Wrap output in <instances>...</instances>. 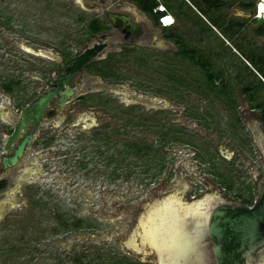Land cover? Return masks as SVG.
Masks as SVG:
<instances>
[{
    "label": "rangeland",
    "instance_id": "374dc122",
    "mask_svg": "<svg viewBox=\"0 0 264 264\" xmlns=\"http://www.w3.org/2000/svg\"><path fill=\"white\" fill-rule=\"evenodd\" d=\"M185 1H169L177 13L170 30L209 65L229 104L202 87L204 72L185 62L179 45L153 33L145 42V68L136 55L120 60L111 70V87L165 100L169 108L158 113L105 91L108 101L101 106L71 104L44 123L40 133L47 132L50 143L35 140L18 166H0L6 182L0 190V264H158L155 250L162 244L171 250L181 236L177 221L201 216L207 204L243 205L251 197L255 203L264 187V125L241 89L264 102V36L255 33L259 0H224L217 11L202 0ZM75 2L0 0L15 27L14 33L1 30L12 41H0V82L21 83L12 94L0 88V153L4 126L10 130L18 117L15 104L36 93L51 65L26 50L44 44L59 51L60 42L73 49L86 33L92 15ZM250 3L254 9L242 7ZM226 19L243 27L229 33ZM8 46L14 49L7 52ZM90 113L94 123L77 121ZM134 138L148 143L146 157L128 147Z\"/></svg>",
    "mask_w": 264,
    "mask_h": 264
},
{
    "label": "water",
    "instance_id": "95a60500",
    "mask_svg": "<svg viewBox=\"0 0 264 264\" xmlns=\"http://www.w3.org/2000/svg\"><path fill=\"white\" fill-rule=\"evenodd\" d=\"M76 2L83 5L82 0ZM256 14H261L262 17L259 18L264 19V0H259ZM106 20L121 33H133L132 39H138L142 33L141 26H133L130 18L124 14L107 11ZM101 51L102 46H95L82 52L57 77L55 88L38 96L21 110L17 121L13 123L12 134L6 137L3 145L1 164L4 169L16 166L24 157L33 140L31 135L26 134L31 128L41 125L50 102L58 96L56 104L62 107L71 97L72 89L66 84L67 80L76 72H81L83 66ZM33 53L58 61V57L51 51L40 50ZM113 92L123 95L128 100L127 103L142 104L154 110L169 108V103L165 100L136 97L125 89H115ZM5 115L10 116L9 113ZM201 214L183 224V239L177 247L175 245L170 251L166 248L161 251L154 249L158 264H264V187L251 207L227 203L214 206L207 204ZM186 223H189V228H185Z\"/></svg>",
    "mask_w": 264,
    "mask_h": 264
},
{
    "label": "flooded vegetation",
    "instance_id": "af4514ba",
    "mask_svg": "<svg viewBox=\"0 0 264 264\" xmlns=\"http://www.w3.org/2000/svg\"><path fill=\"white\" fill-rule=\"evenodd\" d=\"M82 1H83V5H85L88 9L85 10L84 8H82L78 2H75V3L76 5H78L81 11H85L92 15L90 19L85 20L86 24L90 22L91 23L101 22L103 25V29L100 32L93 34L91 36L90 34L86 32L80 39L74 40L73 49H71L69 46L66 49L65 47L66 45H64L65 42H60V45L64 47L61 48L59 51L55 49L52 50L51 48L49 49L46 46H44V44H41L42 46H40L42 47V49L37 48L36 51H33L31 49H30L31 51L26 50L27 53L33 56H37L44 60L46 59L50 61L51 65L49 67L47 66L48 68L42 72L41 78L38 79L39 86L37 88L36 93L33 92L32 93L33 95H31L29 98L22 99V101L20 100L15 104L14 109L18 112V117L20 115L21 110L24 107H26L29 103H31L34 99H36L38 96H43L47 94V92L50 89H53L56 87L55 80L57 79V77H59L64 72L65 68L69 66L78 55H80L82 52H84L88 48H93L95 46H102V51L98 53V55L94 59H92L88 64L84 65L81 72H76L75 74H73L72 77H70L67 80L66 84L69 86L70 89H72V95L67 100L64 106L62 107L57 106L56 103L59 98L58 96L50 102L49 106L46 109L45 117L41 121V125L38 128H31L30 132L26 134V135H31L33 137L32 143L28 147V149L32 146L35 140H38V139L42 140L43 144H45L46 142L50 143L52 141V138L48 136V133L45 132L44 134H42L40 133V129L44 125V123H46L51 117H56L57 115L64 113L66 106H70L71 104L88 105L92 103H95L101 106L104 102L108 101L106 97H105L106 99L103 98L102 93L107 92V93L117 95V93L113 92L115 88L111 87L113 85H116V82H114L116 75L113 74L111 70H115L116 66H118L119 63L123 62L120 60L125 59L126 61L129 59V56L131 57L133 55L137 56L136 64L145 68L146 66L145 61H147L146 59L147 55L145 53V50L150 49L148 45L145 46V42L147 38L151 36L153 33L154 34L158 33L160 34V36L163 37L162 31L158 29L151 22L150 18H148V21H150L149 23L137 21L136 17L132 14V12L125 9L124 5L125 3L128 2V0H115V1L114 0H110V1L82 0ZM89 1L93 2V4H90ZM107 11H115V12L124 14L130 18V21L133 26L140 25L142 28V33L139 36V38L132 39V37H134L133 33L131 32L130 33L128 32V34L121 33L118 29L112 28L109 22L106 20ZM2 12H4V10L0 11V41L2 38L7 39L8 41L10 40L12 41L11 37H9V35L2 34L1 30H6L9 33L10 31L13 32L15 30L14 19L13 17H10V16L7 17V15L2 14ZM149 26L151 27L149 28ZM148 30H150L149 33H148ZM156 30H158L159 32H157ZM166 40L173 43L169 39H166ZM16 45H18L17 48H20L19 47L20 41H16ZM13 49H14L13 47L8 46L6 51L9 52L10 50L12 51ZM134 49H137V51H134ZM2 50L3 48L0 46V51ZM40 50L51 51L54 55L58 57V61L51 60L49 58H46L40 55H35L33 53V52H38ZM155 54H160V53H155ZM127 62H129V60ZM30 65L32 66L31 68L34 67V65L32 64ZM0 67H1V63H0ZM97 69L107 70L108 76L106 78H103V76L98 74ZM8 80L9 82H6V83H13L14 91L16 87H19L21 85L20 81L17 79L13 78L11 80L10 79ZM1 85H2V82H0V88H1ZM110 89H112L113 91H110ZM117 90H122V89H117ZM118 95H121V94H118ZM110 101H111L110 103L113 102L112 99ZM127 101L128 100H126V103ZM107 104L109 103L107 102ZM127 104L133 105V103H127ZM73 109H75V107H73ZM18 117L16 118V121ZM76 117H77V121L80 123L82 122L83 124H86L85 118L90 120L92 123H94L96 120L93 113H90L89 115H77ZM16 121H14L13 123H15ZM13 123H12V126L10 127V130H9L10 132L5 133L7 134V136L11 135L13 132ZM86 128H89V127L86 126ZM45 137H48V138L45 139ZM21 141L22 139L19 140V143ZM15 148L16 146L14 147V149ZM2 149H3V146H2ZM1 153H0V156H1ZM22 159L19 161V163L22 161ZM1 161H2V157H0V166L2 170H7L2 167ZM19 163L16 166H18ZM14 167H11V168H14ZM0 173H1V170H0ZM1 181H4V180H2V176L0 174V182ZM227 204H231V203H227ZM231 205H238V204H231ZM183 224L184 222H178V221L176 224V226L180 229L181 235H182L181 231L184 228ZM176 242L177 241H174V243L171 245L172 248L175 246Z\"/></svg>",
    "mask_w": 264,
    "mask_h": 264
},
{
    "label": "trees",
    "instance_id": "16d2710c",
    "mask_svg": "<svg viewBox=\"0 0 264 264\" xmlns=\"http://www.w3.org/2000/svg\"><path fill=\"white\" fill-rule=\"evenodd\" d=\"M132 1L135 2L137 4V6L144 13L148 14L155 21L156 25H159V19H160L161 15L164 14V12H159V11L156 10L157 7H159L158 6L160 4L159 1H157V0H132ZM160 1L163 2L162 4H164V8L165 9L167 8L168 10H171V8H170L171 6H170V2H169L170 0H160ZM202 3L210 11L211 10H216L217 11L220 8H223L226 5L224 0H202ZM242 7L244 9H250V8L254 9L255 8V3L242 4ZM155 10H156V12H154ZM258 21H259V23H258V26H257V28L255 30V33L257 35H259V36H264V19L263 18H259ZM224 27H225L226 31L231 33L230 31L234 30L235 28H242L243 27V23H237V22L236 23H231L229 20L226 19ZM102 29H103V25H102L101 22L100 23L99 22H96V23H91L90 22V23L86 24V32L88 34H90V36L100 32ZM162 29H163L162 31H163V35H164L165 38L171 40L176 46L179 45L178 46V47H180L179 52L181 54V55L180 54L179 55L184 60H186L185 62H190L195 67L196 66L199 67L200 70L202 72H204L203 79L205 80V84H203L202 87H204L206 91L208 90L209 93H213L215 97H220V98H223L224 100H225L226 97H229L227 89H225L224 86L221 85L219 90H217V88L215 87V81H217V77L215 76L214 72L211 70L209 65L197 60L195 58V56L189 52V50H185L183 45L182 44L180 45V40L175 38V32L167 29L166 27L162 28ZM97 72H98L99 75L103 76V78H106L108 76L107 75V73H108L107 70L97 69ZM262 78L264 80V77H262ZM259 81L264 86V83L261 80H259ZM1 89L6 94H12L13 91H14V85H13V83H3V85L1 86ZM241 92L243 93V95H246V97L250 101L251 109H254V110H256L259 113L260 120H261V122L264 125V102H260L259 100H255L253 98V96L251 95L250 90H248L247 88H242ZM228 102H230L229 99H228ZM228 102L226 104H229ZM157 112L158 113H165L166 111L158 110ZM144 120L147 121L148 119H144ZM170 129L171 128H168L169 134L172 131ZM3 130H4V133H9L10 132L9 129L6 126H4ZM94 135H97V134H94ZM128 147L130 148V150L136 156H141L142 155V156H145V157L147 156L148 150L150 148L148 143H146L143 138H140V139L134 138V140L131 141V144H128ZM161 168H163V166H160V169ZM5 186H6V182L5 181H1L0 182V190L4 189ZM242 202H243V206L250 207V206L253 205V198L252 197L251 198H245V199H243ZM126 264H135V263L127 262Z\"/></svg>",
    "mask_w": 264,
    "mask_h": 264
},
{
    "label": "crops",
    "instance_id": "0c3cea01",
    "mask_svg": "<svg viewBox=\"0 0 264 264\" xmlns=\"http://www.w3.org/2000/svg\"><path fill=\"white\" fill-rule=\"evenodd\" d=\"M107 1H110V0H107ZM159 1V5L158 6H163L164 7V4H162L163 2L160 1V0H157ZM184 2H187L184 0ZM90 4H93V2L89 1ZM82 8H84L85 10L88 9L87 7H84L83 5H80ZM125 9L132 12V14L136 17L137 21H141V22H146V23H149L150 21H148V18H150L151 22L158 28L160 29L161 31L163 30L162 28H165L161 25V23L159 22V25H156L155 21L146 13H144L138 6L135 2H133L132 0H128L127 3H125ZM156 12V10L154 11ZM165 15H168L169 19H175L176 20V13H174V10H168L167 8L165 9V12L163 15H161L160 18H162L163 16ZM148 16V17H147ZM174 25V24H172ZM171 25V26H172ZM171 26H168L166 27L167 29L170 30V27ZM172 31V30H171ZM163 33V31H162ZM164 37V35H163ZM165 38V37H164ZM167 39V38H166Z\"/></svg>",
    "mask_w": 264,
    "mask_h": 264
},
{
    "label": "built area",
    "instance_id": "2783aa9c",
    "mask_svg": "<svg viewBox=\"0 0 264 264\" xmlns=\"http://www.w3.org/2000/svg\"><path fill=\"white\" fill-rule=\"evenodd\" d=\"M156 10L159 11V12H165V8L163 6L157 7ZM159 22L161 23V25L163 27H168V26H171L172 24H174V20L173 19H169L168 15H165L162 18H160Z\"/></svg>",
    "mask_w": 264,
    "mask_h": 264
},
{
    "label": "bare ground",
    "instance_id": "6f19581e",
    "mask_svg": "<svg viewBox=\"0 0 264 264\" xmlns=\"http://www.w3.org/2000/svg\"><path fill=\"white\" fill-rule=\"evenodd\" d=\"M261 15V14H260ZM262 16V15H261ZM202 215V214H201ZM190 218H192V217H189V218H186V221L188 220V219H190ZM195 218V217H194ZM176 224V223H175ZM176 239H177V242L175 243V245H176V247L179 245V244H181V240H182V235L180 236V237H176ZM162 242V241H161ZM162 244V243H161ZM161 246V245H160ZM175 247V246H174ZM161 248H166V247H164V245L162 244V247ZM170 251V250H169Z\"/></svg>",
    "mask_w": 264,
    "mask_h": 264
}]
</instances>
